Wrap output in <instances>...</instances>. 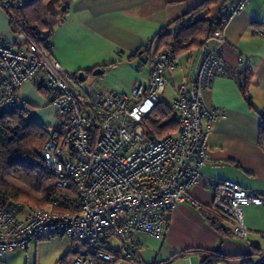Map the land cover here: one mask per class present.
I'll return each instance as SVG.
<instances>
[{"label": "built area", "instance_id": "built-area-1", "mask_svg": "<svg viewBox=\"0 0 264 264\" xmlns=\"http://www.w3.org/2000/svg\"><path fill=\"white\" fill-rule=\"evenodd\" d=\"M29 0H0L8 15ZM249 0H225L217 10L220 28L196 49L193 69L175 91L170 109L178 123L176 134L157 137L144 126L168 86L166 74L180 66V57L159 52L148 61L146 85L130 93L103 92L67 73L52 57L51 47L30 44L24 23L12 33L14 44L0 35V113L23 108L21 88L31 84L43 91L54 110L55 121L40 151L55 187L72 185L76 199L72 213H60L57 201L48 209H0V258L9 251L25 250L33 241L66 237L84 250L69 258L70 264L133 263L135 246L126 241L135 235L162 239L168 216L179 203L198 205L188 190L197 183L207 161V140L212 124L224 117L220 108H208L203 93L218 77H238L229 72L218 47L223 31ZM257 34L264 37V25ZM142 66L134 67L136 72ZM213 209L231 222L233 236L246 239L243 211L264 209V194L243 189L231 181L213 188ZM264 239V235H262ZM112 241L121 245L110 247ZM218 264H224L220 262ZM256 264H264L262 253Z\"/></svg>", "mask_w": 264, "mask_h": 264}, {"label": "crops", "instance_id": "crops-1", "mask_svg": "<svg viewBox=\"0 0 264 264\" xmlns=\"http://www.w3.org/2000/svg\"><path fill=\"white\" fill-rule=\"evenodd\" d=\"M204 0H67L58 8V19L52 25V57L71 75L84 73L83 82L108 93L131 92L136 84L146 85L148 64L128 56L153 42L159 30L197 8ZM225 0H214L212 14H217ZM63 14V18H61ZM61 19V20H60ZM49 22V21H48ZM264 25V0H249L223 31V41L206 43L218 47L229 72L243 69V75L218 77L212 88L203 93L208 108H220L224 117L212 124L207 140V161L196 184L188 194L198 205L179 203L168 216L162 239L135 235L126 245H134L133 263L121 264H200V252L217 251L224 264H256L264 251L257 242L264 241V209L247 207L243 211L248 229L246 239L233 236L231 222L223 215L213 225L212 216L216 184L231 181L243 189L264 194V136L260 135V117L264 112V37L257 34ZM0 35L10 44L15 37L9 29L8 16L0 9ZM154 48V45H153ZM152 48V51H153ZM196 50L181 55L180 66L166 74L168 91H175L193 69ZM141 65L139 72L134 67ZM102 73L92 75L93 71ZM247 78V96L241 90ZM88 76L94 78L87 82ZM31 84L21 88V98L30 108L35 121L49 128L54 110ZM162 95V97H163ZM176 134V133H175ZM31 242L25 250H14L0 258V264H42L43 256L53 250L46 264H70L64 259L74 251L72 242L59 251L51 242ZM110 247L121 245L112 241ZM220 263V262H219Z\"/></svg>", "mask_w": 264, "mask_h": 264}, {"label": "trees", "instance_id": "trees-1", "mask_svg": "<svg viewBox=\"0 0 264 264\" xmlns=\"http://www.w3.org/2000/svg\"><path fill=\"white\" fill-rule=\"evenodd\" d=\"M55 1L29 0L21 8H11L7 15L10 32L14 33L15 27L24 23L30 44L51 47L52 25L48 22V12ZM214 3V0H204L194 10L161 28L153 42L131 53L128 60L137 58L140 64L146 65L150 57L159 52L181 56L198 49L205 44L214 29L220 28V19L217 14H212ZM245 77L241 90L248 100ZM258 115L261 121L260 135L264 136V112ZM144 126L157 137L170 136L178 130L170 106H165L163 102L145 119ZM48 137L49 128L35 121L32 116H27L23 108L0 113V209H45L57 201V211L60 213L74 211L76 194L73 186L56 188L52 174L41 162L40 151ZM211 212L216 227L217 217L222 215L214 209ZM72 245L74 251L68 252L64 259L80 253L82 247L74 241ZM200 259V264H218L222 260L217 251H202Z\"/></svg>", "mask_w": 264, "mask_h": 264}, {"label": "rangeland", "instance_id": "rangeland-1", "mask_svg": "<svg viewBox=\"0 0 264 264\" xmlns=\"http://www.w3.org/2000/svg\"><path fill=\"white\" fill-rule=\"evenodd\" d=\"M67 0H56L55 1V3L50 7V9H49V12H48V21L50 22V23H54L55 21H57V19H58V8L60 7V9L63 7V5H64V3L66 2ZM93 80H94V78H92L91 76H88V79H87V82H90V83H92V84H94L93 83ZM41 93H42V97H43V99L44 100H46V102L48 101V98H47V95L43 92V91H40ZM40 93V94H41ZM172 99L173 98H171V94H170V92H166L164 95H163V97H162V102H163V104L165 105V106H167V107H169L170 105H171V101H172ZM29 110H30V108H29ZM54 121H55V118H54ZM54 123V122H53ZM46 209H48V207H45ZM46 241H49V242H51V245H49V247H50V249H55V250H59V251H61V250H63V249H65L68 245H69V242H72V240L71 239H69V238H66V237H62V238H60V237H56V238H50V239H48V240H46ZM258 243V245L260 246V250L261 251H264V241H259V242H257ZM78 248V247H77ZM79 249V248H78ZM80 251H83L84 249L82 248V249H79ZM53 252V250H49L48 251V254H45L44 256H43V262H42V264H46V263H48L49 262V257L51 256V254L50 253H52ZM25 262H26V260H24L23 262H22V264H25Z\"/></svg>", "mask_w": 264, "mask_h": 264}, {"label": "water", "instance_id": "water-1", "mask_svg": "<svg viewBox=\"0 0 264 264\" xmlns=\"http://www.w3.org/2000/svg\"><path fill=\"white\" fill-rule=\"evenodd\" d=\"M101 73H102V71L99 70V69H97V70L93 71L92 75H98V74H101ZM78 79H79L81 82H83V81L85 80L84 73H79V75H78Z\"/></svg>", "mask_w": 264, "mask_h": 264}]
</instances>
